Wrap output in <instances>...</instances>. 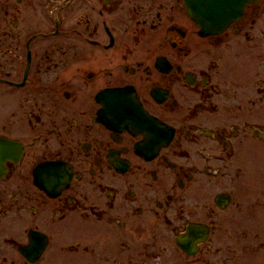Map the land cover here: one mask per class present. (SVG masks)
I'll use <instances>...</instances> for the list:
<instances>
[{
	"label": "flooded vegetation",
	"instance_id": "obj_1",
	"mask_svg": "<svg viewBox=\"0 0 264 264\" xmlns=\"http://www.w3.org/2000/svg\"><path fill=\"white\" fill-rule=\"evenodd\" d=\"M0 0V264L264 263V0Z\"/></svg>",
	"mask_w": 264,
	"mask_h": 264
},
{
	"label": "water",
	"instance_id": "obj_2",
	"mask_svg": "<svg viewBox=\"0 0 264 264\" xmlns=\"http://www.w3.org/2000/svg\"><path fill=\"white\" fill-rule=\"evenodd\" d=\"M205 4H206V9L205 10H207V8H213V9H218V8H220V7H222V6H224V2H223V0H207L206 2H205ZM204 10V11H205ZM207 12V11H206ZM211 15H214L215 17H216V14H213L212 12H210V13H205L204 12V16L206 17V19L208 20V18H210V16ZM212 18V17H211ZM213 19V18H212Z\"/></svg>",
	"mask_w": 264,
	"mask_h": 264
},
{
	"label": "rangeland",
	"instance_id": "obj_3",
	"mask_svg": "<svg viewBox=\"0 0 264 264\" xmlns=\"http://www.w3.org/2000/svg\"><path fill=\"white\" fill-rule=\"evenodd\" d=\"M258 264H261V263H258ZM264 264V263H263Z\"/></svg>",
	"mask_w": 264,
	"mask_h": 264
}]
</instances>
